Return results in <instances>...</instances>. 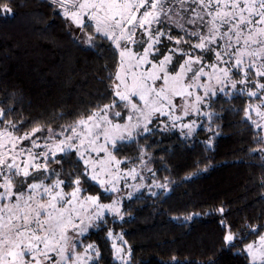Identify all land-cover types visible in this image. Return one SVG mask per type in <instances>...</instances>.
<instances>
[{
  "label": "snow or ice",
  "instance_id": "snow-or-ice-1",
  "mask_svg": "<svg viewBox=\"0 0 264 264\" xmlns=\"http://www.w3.org/2000/svg\"><path fill=\"white\" fill-rule=\"evenodd\" d=\"M51 3L83 34L74 37L79 43L97 50L103 42L113 47L116 68L109 76L114 99L59 132L48 127L43 143L36 134L44 128L18 134L0 109V264L98 261L95 244L78 250L79 237L93 220L103 219L105 210L119 215L120 201L100 203L99 196L84 194L85 185L91 181L115 193L121 179H135V169L122 173L124 161L114 151L119 142L133 140L134 133H151L154 117H168L172 127L192 112L210 117L201 107L210 97L236 93L248 97L245 119L264 131V0ZM11 13L7 3L0 5V15ZM164 39L172 47L163 44ZM117 107L124 111H115ZM194 125L192 121L183 127L190 133ZM256 139L264 143L259 133ZM69 155L76 160L73 170L65 172L62 162ZM50 162L61 167L50 168ZM252 231L259 240L245 250L251 264H264V235ZM224 239L231 244L235 237L229 231ZM113 247L115 258L122 259V249Z\"/></svg>",
  "mask_w": 264,
  "mask_h": 264
},
{
  "label": "trees",
  "instance_id": "trees-1",
  "mask_svg": "<svg viewBox=\"0 0 264 264\" xmlns=\"http://www.w3.org/2000/svg\"><path fill=\"white\" fill-rule=\"evenodd\" d=\"M7 2L12 13L0 15V108L18 134L40 126L44 136L48 127L61 130L112 101L116 57L109 42L99 50L79 43L51 0ZM247 102L236 93L214 97L211 127L202 126L192 139L153 129L118 145L124 166L143 154L170 190L142 191L124 201L122 218L89 230L84 239L100 252L93 264H251L245 249L259 237L252 229L264 233V151L253 150L264 143L245 119ZM212 128L219 134L210 146ZM74 160L69 155L62 167ZM85 187L103 195L96 184ZM111 231L129 243L130 260L115 258ZM229 231L231 244L224 239Z\"/></svg>",
  "mask_w": 264,
  "mask_h": 264
},
{
  "label": "rangeland",
  "instance_id": "rangeland-1",
  "mask_svg": "<svg viewBox=\"0 0 264 264\" xmlns=\"http://www.w3.org/2000/svg\"><path fill=\"white\" fill-rule=\"evenodd\" d=\"M0 3H2V2H0ZM5 3H7L8 7L10 6L9 3L7 2V0H3L2 4H5ZM72 31L75 34V36H82L83 35L78 30H74V26H72ZM175 34H176V30H173V35H175ZM163 44L168 45V47H172V45L169 44L166 39L163 40ZM84 45L86 46V44H84ZM180 47H186V45H181ZM213 98L214 97L209 98V103L207 106H201L202 112L211 113L210 117L203 115V114L198 115L195 112L190 113V115H188V116H183V113L177 112L178 115L183 116V119L178 121L176 123L175 127L171 126L172 121L169 120L168 117H165V116H159L158 118L154 117L153 122H152V124L149 125V127L153 128V129H160V130H165V131H168V130L177 131L182 137L192 139L197 134L198 130L202 126H205L206 128L211 127L214 117H213V111L210 109V104H211ZM113 99H114V97H113ZM116 99L118 100V98H116ZM110 103H107V104H110ZM115 111H124V109H122L121 107H117L115 109ZM254 118H255V116H254ZM115 120H116V122H120V123L124 122V120H122L120 118H115ZM5 121H7V120H5ZM192 121H195V125H194L193 130L189 133V129L184 128L183 125L187 124V123H191ZM53 130L56 132L60 131V130H55V129H53ZM258 130L261 131V136H264V131H262L260 129H258ZM212 131H214V132L211 133L210 139L207 140V144H209L210 146H213V144H214L213 135L219 134V131L214 130V128H212ZM145 134H147V133L141 134L140 136L145 135ZM36 136L40 137L41 143H43V138L45 135L40 136V133H37ZM136 136H137V134L134 133V138ZM126 141H128V140H126ZM126 141L119 142L118 145L124 144ZM28 143H29V141H24V144H28ZM118 145H117V147H118ZM37 151H39V149H37ZM114 154H115L117 159L122 160V161L124 160V159H120L118 157L117 151H114ZM57 159H59V157H57ZM138 160H139V162L137 164L127 165V166H124L123 163H121L120 169H121L122 173H127L130 169H135L136 177H135V179H133L131 176H126L123 179H121L120 183L118 185V188L120 189L118 192H115V193L105 192L103 189H101V191L103 192V195L93 194V193H89V192L84 193L85 195L99 196L100 203H103V204H111L113 201L119 200L120 203H119L118 207L120 208V213H119V215H116L112 212H108L107 210H105L102 220H93V222H92L93 226L88 228V230L84 233L83 236L79 237L78 250L82 251L83 246H85L87 244H95L92 241H85V239H84L87 236V233L89 232V230L97 228L103 221L107 222V219L111 220V219H118V218L123 217L122 206H123L124 201L129 199V196H128L129 193H131L132 197H134L137 194L141 193L142 191H145V192L148 191L152 195H155L160 191H162L164 194H167L169 192L170 186H169V184H167L168 181L167 180H158L155 177L154 168L149 164V162L147 161V158L143 154H141V156H139ZM70 164H72V165H71V168H69V169H66L63 167V170L65 172H70L73 170V168H74L73 161L70 162ZM49 166H50V168L61 167V165H57V164L51 163V162H50ZM89 182L95 184L94 182H91V181H89ZM160 185H162V187ZM67 190L68 189H66V191ZM195 215L196 214H192L190 217L192 218ZM111 233H112V236H111L112 244L113 245L115 244L116 248L122 249V252L120 253V256L122 257V259H119V260L123 261V262L130 260V255H131L130 245L127 242V240L123 237L122 233H116L113 231H111ZM262 235H264V233ZM258 240H259V237L250 243L258 242ZM115 252H116V250H115Z\"/></svg>",
  "mask_w": 264,
  "mask_h": 264
}]
</instances>
